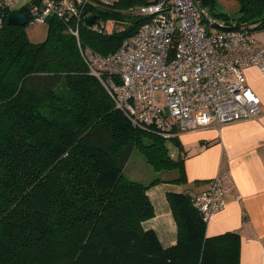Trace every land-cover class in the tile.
<instances>
[{
  "label": "trees",
  "instance_id": "trees-1",
  "mask_svg": "<svg viewBox=\"0 0 264 264\" xmlns=\"http://www.w3.org/2000/svg\"><path fill=\"white\" fill-rule=\"evenodd\" d=\"M200 1L216 16L264 30V0H237L231 17L216 11V0ZM148 2H87L85 18L93 13L112 29L82 23L80 44L114 52L146 18L126 10ZM29 9H17L28 23ZM44 23L46 38L32 42L26 24L0 19V264H240L239 234L208 236L188 191L165 194L175 244L163 246L145 228L155 214L147 191L165 179L146 184L124 166L136 148L154 170L175 171L168 182L184 183L182 145L133 125L89 72L69 22L50 15Z\"/></svg>",
  "mask_w": 264,
  "mask_h": 264
},
{
  "label": "built area",
  "instance_id": "built-area-1",
  "mask_svg": "<svg viewBox=\"0 0 264 264\" xmlns=\"http://www.w3.org/2000/svg\"><path fill=\"white\" fill-rule=\"evenodd\" d=\"M118 1L38 0L29 2V14L33 22L44 23L50 15L69 22L89 72L135 126L169 139L180 131L260 116V98L247 83L246 69L264 73V45L250 28L214 15L200 0H149L126 10L146 18L114 52L102 55L82 47L79 26L95 15L85 18L86 3L107 8ZM19 2L0 0V6L13 11ZM96 18L89 24L94 30L112 29L108 20ZM234 186L224 171L193 194L192 203L206 223L223 209Z\"/></svg>",
  "mask_w": 264,
  "mask_h": 264
},
{
  "label": "crops",
  "instance_id": "crops-1",
  "mask_svg": "<svg viewBox=\"0 0 264 264\" xmlns=\"http://www.w3.org/2000/svg\"><path fill=\"white\" fill-rule=\"evenodd\" d=\"M31 1L20 0L19 6ZM254 36L258 44L264 45V30ZM246 80L260 98V116L230 121L220 128L210 125L178 132L175 136L182 145L186 182L178 184L168 182L172 177L162 178L164 182L147 191L155 214L143 225L153 228L165 247L175 244L177 234L166 192L195 194L205 188L211 178L229 171L235 186L226 193L223 209L207 222L206 234L237 232L240 264H264V73L249 67Z\"/></svg>",
  "mask_w": 264,
  "mask_h": 264
},
{
  "label": "rangeland",
  "instance_id": "rangeland-1",
  "mask_svg": "<svg viewBox=\"0 0 264 264\" xmlns=\"http://www.w3.org/2000/svg\"><path fill=\"white\" fill-rule=\"evenodd\" d=\"M238 8L239 6L237 0H216V8H215L216 11L224 12L226 13V15H230L229 17H231V15H236L238 13ZM253 26H254L253 24L249 25L250 28H253ZM25 29L28 38L32 42H40L46 38L48 26L45 23L29 22L28 24H26ZM257 31H262V30H254L253 37H255L254 35L256 34ZM123 171L125 175H127L128 177L132 179L140 180L146 184L149 183L150 180L156 177L169 179L176 174L175 171L154 170L147 163L143 154L136 148L132 150L131 155L128 161L126 162ZM156 187L158 186L151 187L150 189L152 188L154 189Z\"/></svg>",
  "mask_w": 264,
  "mask_h": 264
},
{
  "label": "water",
  "instance_id": "water-1",
  "mask_svg": "<svg viewBox=\"0 0 264 264\" xmlns=\"http://www.w3.org/2000/svg\"><path fill=\"white\" fill-rule=\"evenodd\" d=\"M6 17L7 23L16 24V25H24L29 21V15L27 12H22L19 10L10 11L6 14L4 11L0 10V19H4ZM95 18V15H91L86 18V21L91 24Z\"/></svg>",
  "mask_w": 264,
  "mask_h": 264
}]
</instances>
